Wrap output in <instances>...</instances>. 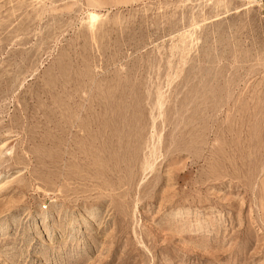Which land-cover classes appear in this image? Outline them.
Listing matches in <instances>:
<instances>
[{
    "label": "rangeland",
    "instance_id": "1",
    "mask_svg": "<svg viewBox=\"0 0 264 264\" xmlns=\"http://www.w3.org/2000/svg\"><path fill=\"white\" fill-rule=\"evenodd\" d=\"M0 264H264V0H0Z\"/></svg>",
    "mask_w": 264,
    "mask_h": 264
},
{
    "label": "bare ground",
    "instance_id": "2",
    "mask_svg": "<svg viewBox=\"0 0 264 264\" xmlns=\"http://www.w3.org/2000/svg\"><path fill=\"white\" fill-rule=\"evenodd\" d=\"M96 210H97V208L93 210V212H92V214H91V215H93V214L96 212Z\"/></svg>",
    "mask_w": 264,
    "mask_h": 264
}]
</instances>
